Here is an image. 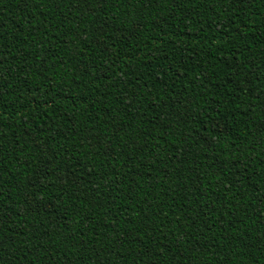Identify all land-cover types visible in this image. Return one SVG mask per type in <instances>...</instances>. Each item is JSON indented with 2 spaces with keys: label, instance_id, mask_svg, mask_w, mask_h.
I'll return each instance as SVG.
<instances>
[{
  "label": "trees",
  "instance_id": "16d2710c",
  "mask_svg": "<svg viewBox=\"0 0 264 264\" xmlns=\"http://www.w3.org/2000/svg\"><path fill=\"white\" fill-rule=\"evenodd\" d=\"M0 264H264V0H0Z\"/></svg>",
  "mask_w": 264,
  "mask_h": 264
}]
</instances>
